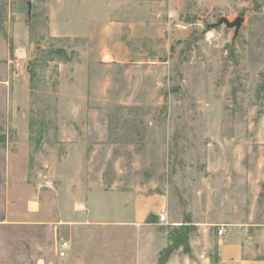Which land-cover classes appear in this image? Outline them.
Wrapping results in <instances>:
<instances>
[{
	"label": "rangeland",
	"instance_id": "1",
	"mask_svg": "<svg viewBox=\"0 0 264 264\" xmlns=\"http://www.w3.org/2000/svg\"><path fill=\"white\" fill-rule=\"evenodd\" d=\"M118 1L0 0V264H125L184 223L165 264H217L264 227V0Z\"/></svg>",
	"mask_w": 264,
	"mask_h": 264
},
{
	"label": "crops",
	"instance_id": "2",
	"mask_svg": "<svg viewBox=\"0 0 264 264\" xmlns=\"http://www.w3.org/2000/svg\"><path fill=\"white\" fill-rule=\"evenodd\" d=\"M132 2L133 0H121V4L125 6L129 5ZM117 3H119V1L114 0V5H116ZM164 204L165 203L163 198L148 199L147 202L143 201L138 203V205L135 206V210L132 214V223L134 225L156 224L155 222L151 221L149 217H151L152 214H157L158 208H161V210L163 211L162 208L164 207ZM167 217L169 218L168 214ZM19 220L27 221V219ZM31 221L34 223H41L44 220L43 217H38ZM223 226L225 228V231L223 234H219L217 241L219 251L217 264H264V227H252L251 225L244 226L242 224H226ZM141 231L144 232L145 230L141 229ZM166 236L167 235L165 234V237ZM68 241L69 248L67 250L66 256L62 259L70 258V261L74 262L75 264H93L90 260H88L86 251H83L78 247H72L71 241ZM141 241L143 243L139 245V250L137 251V253L128 258L127 261H125V264L158 263L160 251L165 246H167V244L159 247L157 246L155 238L152 239V241ZM145 244H147V246ZM56 256L60 258L57 253ZM38 264H40V262H38Z\"/></svg>",
	"mask_w": 264,
	"mask_h": 264
},
{
	"label": "trees",
	"instance_id": "3",
	"mask_svg": "<svg viewBox=\"0 0 264 264\" xmlns=\"http://www.w3.org/2000/svg\"><path fill=\"white\" fill-rule=\"evenodd\" d=\"M190 231H191L190 226L186 225L185 223L170 230L169 239H170L171 245H169L168 247H166L164 250L160 252L158 264H165L170 254L174 250L179 249L180 247H183V249L186 250V252L190 251V248L188 245Z\"/></svg>",
	"mask_w": 264,
	"mask_h": 264
},
{
	"label": "built area",
	"instance_id": "4",
	"mask_svg": "<svg viewBox=\"0 0 264 264\" xmlns=\"http://www.w3.org/2000/svg\"><path fill=\"white\" fill-rule=\"evenodd\" d=\"M160 221L165 222L167 220V213L163 210L159 215ZM219 234H223L225 231L224 226L219 228ZM69 248V241L65 239H60L56 242V253L60 258H63L67 254V250Z\"/></svg>",
	"mask_w": 264,
	"mask_h": 264
},
{
	"label": "water",
	"instance_id": "5",
	"mask_svg": "<svg viewBox=\"0 0 264 264\" xmlns=\"http://www.w3.org/2000/svg\"><path fill=\"white\" fill-rule=\"evenodd\" d=\"M243 22V16L237 17L234 21H230L228 18L223 17L217 23H214L211 26H220L222 24H225L229 28H235V36H237Z\"/></svg>",
	"mask_w": 264,
	"mask_h": 264
}]
</instances>
